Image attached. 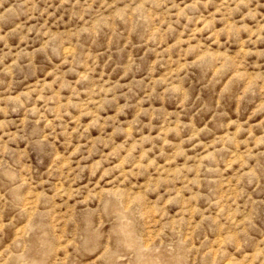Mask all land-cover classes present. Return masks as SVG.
I'll return each mask as SVG.
<instances>
[{
  "label": "rangeland",
  "instance_id": "1",
  "mask_svg": "<svg viewBox=\"0 0 264 264\" xmlns=\"http://www.w3.org/2000/svg\"><path fill=\"white\" fill-rule=\"evenodd\" d=\"M0 264H264V0H0Z\"/></svg>",
  "mask_w": 264,
  "mask_h": 264
}]
</instances>
